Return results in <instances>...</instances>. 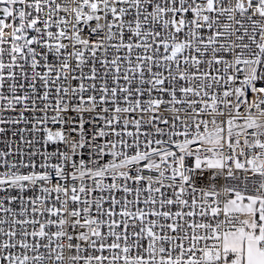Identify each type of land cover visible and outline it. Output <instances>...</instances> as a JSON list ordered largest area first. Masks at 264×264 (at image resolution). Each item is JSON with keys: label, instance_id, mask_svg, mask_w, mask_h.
Returning a JSON list of instances; mask_svg holds the SVG:
<instances>
[{"label": "snow or ice", "instance_id": "1", "mask_svg": "<svg viewBox=\"0 0 264 264\" xmlns=\"http://www.w3.org/2000/svg\"><path fill=\"white\" fill-rule=\"evenodd\" d=\"M0 264H264V0H0Z\"/></svg>", "mask_w": 264, "mask_h": 264}]
</instances>
